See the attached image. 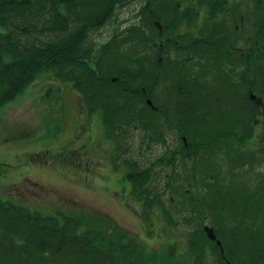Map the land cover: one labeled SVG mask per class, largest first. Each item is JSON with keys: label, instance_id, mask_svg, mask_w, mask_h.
<instances>
[{"label": "trees", "instance_id": "trees-1", "mask_svg": "<svg viewBox=\"0 0 264 264\" xmlns=\"http://www.w3.org/2000/svg\"><path fill=\"white\" fill-rule=\"evenodd\" d=\"M113 23L108 40H89ZM45 72L99 117L145 237L195 230L181 258L175 241L150 251L108 219L0 198V264H264V147L245 146L264 99V0H0V108ZM136 130L160 151L149 165L128 156Z\"/></svg>", "mask_w": 264, "mask_h": 264}, {"label": "rangeland", "instance_id": "rangeland-1", "mask_svg": "<svg viewBox=\"0 0 264 264\" xmlns=\"http://www.w3.org/2000/svg\"><path fill=\"white\" fill-rule=\"evenodd\" d=\"M139 4L118 13L121 28L135 22ZM114 28V23L109 24L90 34L89 40L103 43ZM257 107L253 133L245 145L250 150L264 147V99ZM138 138L136 130L127 139L134 145L128 156L149 165L160 151L141 148ZM169 143L177 144L172 134ZM112 151L99 117L87 115L72 85L58 81L51 73H40L19 96L0 108V198L42 214L61 209L108 219L140 239L150 251L164 248L166 241H175L182 258L188 231L195 227L159 226L156 236L146 238L139 206L131 199L128 184L121 180L124 171L110 165ZM215 163L223 166L219 159ZM184 166L178 164V184L185 178ZM258 171L264 169L257 168L255 172ZM179 201L173 207L180 208ZM206 263L211 264V260Z\"/></svg>", "mask_w": 264, "mask_h": 264}, {"label": "water", "instance_id": "water-1", "mask_svg": "<svg viewBox=\"0 0 264 264\" xmlns=\"http://www.w3.org/2000/svg\"><path fill=\"white\" fill-rule=\"evenodd\" d=\"M250 98H253V96L251 95ZM147 105L148 106H151V102L149 100L146 101ZM203 231L207 237L208 240L210 241H216V237H215V234H214V231L211 227H208L207 225H205L203 227ZM216 244L217 245H220V242L219 241H216Z\"/></svg>", "mask_w": 264, "mask_h": 264}, {"label": "flooded vegetation", "instance_id": "flooded-vegetation-1", "mask_svg": "<svg viewBox=\"0 0 264 264\" xmlns=\"http://www.w3.org/2000/svg\"><path fill=\"white\" fill-rule=\"evenodd\" d=\"M251 100H256V98H250ZM259 100V99H258ZM260 101V103H263V99H261V100H259ZM259 101L257 102V100H256V102H257V106H259ZM257 108H259V107H257ZM258 110V109H257Z\"/></svg>", "mask_w": 264, "mask_h": 264}]
</instances>
